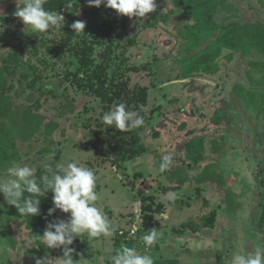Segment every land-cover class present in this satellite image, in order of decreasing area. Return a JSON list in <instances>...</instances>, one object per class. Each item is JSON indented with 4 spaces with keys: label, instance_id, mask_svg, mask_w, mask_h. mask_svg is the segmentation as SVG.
Segmentation results:
<instances>
[{
    "label": "rangeland",
    "instance_id": "374dc122",
    "mask_svg": "<svg viewBox=\"0 0 264 264\" xmlns=\"http://www.w3.org/2000/svg\"><path fill=\"white\" fill-rule=\"evenodd\" d=\"M15 1L0 0V27L5 24L2 17L11 15L13 2ZM226 1L229 2L228 5L224 6L225 3H223V11L220 10L218 12L219 15L215 17L219 23L224 22L227 24L234 16H237L240 23L248 21V24H251L250 20L256 19L264 22V9L259 8L260 1L264 2V0ZM169 3L167 2V5H165L167 9L173 6V4ZM255 5L258 9H254L252 13ZM236 6L238 7V11L234 12ZM260 6L263 5L260 4ZM65 11L67 9L61 7L57 12L63 15L66 22L68 19ZM113 17L115 18L116 16ZM143 24H137L134 17H127V27L115 28L113 34L118 36L123 35L122 38L124 39L121 40L123 41L121 43H125L127 39L130 40V35H132V39L130 40L132 43L128 41L126 47L124 44V46L117 50V54L112 52L111 68L110 65L108 68L111 71L118 70L119 74H123L122 83L126 82L129 86L131 85L133 88H136L133 83L134 80L130 78L133 77L135 80H139L142 86L145 85L148 88V101L141 110L137 109L133 111L145 120V127L141 133V142L147 149L142 154L125 161L121 160L120 157L117 158L110 150L105 149L103 151L108 141L111 140L109 130L114 133V131H119V129L114 125H106L102 117L114 105L124 103L128 89L124 88L122 84L118 88V85L112 81L113 79H106L102 87L95 86L94 88L89 87L85 82H78L77 80L85 72L81 68L79 75L75 76L73 74L81 65L77 59L78 57L74 55L75 49L74 47L72 48V43L68 40L63 41L68 29L62 25L59 28L49 29L46 35H42V39L54 37L58 43L54 42L52 45L48 41L53 47L51 52H57V57L54 60L55 68H47L42 81L34 85L33 94L29 96L22 92L25 82L22 84L19 82L18 79L21 72L17 70L12 80L15 83V89L20 90L22 93L13 96L11 107L18 108V115H22L23 110H25L24 108L28 107L26 105L28 102H35L38 98L43 102L48 98L44 91L43 83L54 85L59 93L64 94L65 104L70 111L67 114H56L58 109L52 108L48 113L46 112L43 115L47 119H56V122H58L59 127L53 131L51 138L61 135L60 138L64 139V141L56 143L37 136V139L34 140L35 135L31 140H22V138L27 137L28 133L25 131L27 127L16 123L15 127L18 133L15 134V137L19 141L16 147L19 149L21 155V163L18 165H28L40 170L42 167L48 168L45 166L57 169L60 165L66 166L70 161H75L92 169L96 173L98 177L96 191L99 197L96 206L105 214L116 231L111 237L87 238L90 242L83 248H80L81 250H78L77 256L73 255V259L77 260L76 264H92L87 258V254L95 253L98 248H101L103 252H107V255H104L102 252L98 255L99 261L111 259L112 252L115 253V250L120 248H117L116 237L119 241H124L126 236L124 232L132 226L135 219L137 218L140 224L142 215L143 220L145 210L142 198L144 195H154L153 207H160L159 212L156 214L158 220L163 223V226L157 230L161 233L158 241L162 245L159 250H150L148 253L147 250L143 252L144 250L136 249L140 254L147 253L151 255L154 264H172L170 261H165L170 257H175L174 260L177 261L179 258L182 264H202V262L205 264H232L234 254L241 253L247 255L248 253H253L257 246L264 247V221L262 224L257 223L264 208L263 203L259 206L260 192L264 188L262 186L256 187L255 183L252 190H249V185L245 182L246 187L244 183L238 182L224 185V180L230 177L231 172L223 171L221 172L223 174H221L218 167L232 169L241 177L248 176L252 179L251 173H255L260 165V160L262 161L264 157V154L258 153L260 152L261 144L260 146L256 145V143L254 145L252 136L248 137L242 134L240 139H234V144L231 142V147L227 151V154L231 158L232 153L238 152L241 147L247 146L251 154L248 153L246 160H244V153H240V160H244L242 163L239 162L238 155L234 159L231 158L230 162H227L230 159L227 158L224 161L225 164L222 163V165L218 161H214L212 166L216 163H219V165L214 166V169L206 171L199 180H197L196 176L202 168H189V166L186 168L184 164L181 166V159H172L167 169L161 171L160 165L163 162V156H171V152L173 154L179 152L180 154L182 145L175 146L172 144L174 142L173 139L179 136L174 134L176 132L179 134L181 127L178 129V126H175L171 130L167 127L166 132L159 131L162 127L159 125V123H162V121L160 122L159 114L162 109L169 115L177 113V109L180 107L187 108L190 112L187 117L192 116L191 120L193 119L188 124H192L195 131H205L209 128L208 121H210V117L202 116L201 114L214 110L222 97L228 98L225 96L227 83L230 82L227 78L230 77L231 79L235 77L233 76L235 66L240 69L246 67V65L242 64V59L247 60V67L251 68L252 74H259L264 83V25L259 26L260 29L256 28V31L261 30L258 33L260 39L257 36L255 37L259 39L258 46H250L248 48L245 43L240 42L237 45H239L241 51L235 50L237 51V56L240 55L237 58H233V55H235L233 53L224 57L228 50L223 49V55L218 61L210 62L206 69L200 68L196 71V74L192 73L189 77L187 70L181 67L178 68L173 60L175 51H173L172 47L175 49L174 45L179 44V40L170 35L172 31H175V25L169 22L165 28L160 26L158 29H155L147 28ZM21 34L24 37L29 36L26 30H23ZM164 37L167 38V44L163 45L161 44V38ZM154 40H156L155 43L157 42V44L153 43ZM0 43L4 44L2 41ZM38 43H41V41L39 40ZM41 44L44 43L42 42ZM44 45L46 46V40ZM103 46V44L98 47L95 45V52L99 53L104 48ZM244 48L250 49L246 52L250 57L244 56ZM176 61L178 62V60ZM99 62L100 59H97L96 63L98 64ZM143 64L147 66V69L142 70L138 74L134 70H130L132 65L138 66ZM213 64H218V67L216 69L213 68ZM22 69L24 70L23 67ZM68 71L72 75L67 78ZM180 71L182 72L180 73ZM242 74H246V72L244 71ZM57 76L59 77L57 78ZM74 77L75 80H73ZM259 80L254 84L253 78L252 83L255 85L253 90H250L246 86L239 87L235 85L232 91L233 93L246 95L248 99L259 101L264 106V100H262L264 98L262 80ZM174 98L176 99L175 102H173ZM108 99H111V103L108 102ZM177 99L180 101L177 102ZM53 100L56 101L57 99L54 98ZM197 101H199V104L194 105ZM179 111H181V108ZM183 112H185V109L181 111V113ZM259 121V119L255 121V126L258 125ZM1 122H3V118L0 117ZM6 122L9 121L6 120L4 123ZM240 122L244 121L240 120ZM87 123L93 124L94 127H87ZM245 123L250 125L252 123L251 118L245 116ZM245 129L243 130L245 131ZM10 130L11 128L7 131L8 134L4 133L2 135L7 140L10 138ZM63 130L64 133L66 130L69 131L64 134ZM153 132H160V136H155ZM217 132L218 129L216 131L215 127L211 131V134L213 135ZM101 133L103 134V141H100L102 137ZM123 133L119 131L116 135L119 138L118 146H122L123 137L128 138ZM120 136H122L121 139ZM226 145H223L224 149H227ZM255 146L259 148L258 152ZM198 147L193 144L187 150V155L191 157L194 154L200 153L203 146ZM49 148L52 149L49 150ZM19 157H11L9 160L3 162V165H0V180H7L9 178L6 170L8 167L13 166V163L16 164ZM187 175L188 179L183 180L182 177ZM189 179L192 181L190 182ZM212 180L216 184H219V186L231 187L220 189L215 183L206 182ZM197 182L203 187L202 192L198 191L199 186ZM228 192L237 197V204L234 203L235 206L232 211L225 212L226 204L223 198H226L228 201L229 196H231ZM226 194H228L227 197ZM2 195L0 193V209L2 208ZM215 209L216 216L213 225L204 226L203 216ZM160 210L163 213L160 214ZM69 216L70 213L60 211V219H67ZM167 218L170 219V222ZM191 219L197 226L201 225L198 231L193 227L186 228L187 232L183 235H177L173 231L174 224L172 220L175 224L179 225L181 222ZM6 227L10 228V234L13 236L14 242L6 240L1 232ZM121 231H123L124 236H119V234H122ZM0 232V264H36L37 258L44 257L51 258L52 264H57L56 258L63 255L62 247L50 249L40 244L38 238L35 240L32 237V232L26 227L21 217L6 219L4 213H0ZM195 233L200 238H197ZM160 238L162 239L160 240ZM170 245L175 246L176 256L169 250ZM165 247H167V252L164 250ZM32 250H35V252L32 253ZM40 251L42 254H39ZM91 251L93 252L91 253ZM74 252H77V249ZM218 253H221L222 257L220 262L217 260ZM35 254L37 255L35 256ZM93 258L96 261V258Z\"/></svg>",
    "mask_w": 264,
    "mask_h": 264
},
{
    "label": "trees",
    "instance_id": "16d2710c",
    "mask_svg": "<svg viewBox=\"0 0 264 264\" xmlns=\"http://www.w3.org/2000/svg\"><path fill=\"white\" fill-rule=\"evenodd\" d=\"M161 1L159 3V7L154 10L149 15L144 18H139L140 20H145V25L157 27V29L162 26L166 27L168 21L175 25L174 30L170 33L171 36L177 38L179 40V49L177 52L179 54H185L188 50L197 49L193 52V54L188 57L181 56V66L183 69L191 71L194 68L200 66L197 59L203 58L206 61L212 60L218 50L222 46H230L234 47L236 43L243 42L248 48L250 46H258L259 39L258 33L261 30L259 26H251L248 23L239 24L237 21H231L229 23L221 24L215 21L216 12L220 6V4L224 0H157ZM169 4H173V7L169 9V12L174 13V9L178 11L179 14H176L175 17L168 18L167 14L164 15L165 12L164 6ZM168 4V5H169ZM222 5V4H221ZM19 6V2H16V5L13 4L11 15H6L2 17L4 21V25L0 27V41L4 44L0 43V117L3 118V122L0 123V165H3V162L9 160L11 157H19V149L16 147V144L19 141L16 140L15 134L18 133L17 128L15 127L16 123L21 124L22 126H26L25 131L28 133L26 138H22V140H28L33 137L36 140L37 137H42L44 139L52 140L56 143H61L64 139L60 138L61 135L57 137L51 138V134L54 130L58 129L59 125L56 122V119H47L43 114L48 113L52 108L58 109L56 114H67L68 110L67 105L65 104L64 94L59 93L57 88L54 85L43 83V88L45 93L47 94V99L43 102L36 100L35 102H28L22 112V115H18V108L11 107L13 96H17L22 92L29 96L33 94L34 85L38 82L42 81L44 77V73L47 68L54 69V60L57 57V52L51 50L53 47L52 43L56 42V38L48 37V39L43 38L42 35H46V33H31L26 26L23 24L22 20L19 17L14 15V12L17 10ZM46 10L49 11H58L61 7H65L67 9V21L64 23V27L68 29L67 35L63 41H70L72 43V48L74 47V55L78 57V61H80V68L74 71V75H79L80 69L84 70V74L77 80L78 82H85L89 87L94 88L102 87V85L106 82V79H113L118 88L123 85L124 88H127V96L125 97L124 104L126 105L127 111H134L140 109L146 104L149 98V94L147 93V87L145 85L142 86L139 80H135L133 77H130L134 80V84L136 88H133L131 85L126 82H121L123 74H119L118 70L113 71V74H106L103 69L107 70L109 67V63H112V52L117 54V50L122 46H127V43H132L130 41L132 39V35H130V40L127 39L125 43H121L124 38L122 36H118L113 34L116 27L125 28L127 24V15L119 14L115 9H112L106 6L105 3H102L99 7L90 6L88 4V0H47L44 5ZM182 13V14H181ZM113 16H116L115 18ZM178 16L182 17L184 20L183 25H179L180 21L178 20ZM77 20L85 22L84 32L79 35L71 28V24ZM138 21V23L140 22ZM261 26V25H260ZM26 30L28 33V37H24L21 32ZM167 31V30H166ZM216 32H218L216 34ZM216 34V35H215ZM211 35H215V39L210 43H208L207 38ZM260 35V34H259ZM117 36V37H116ZM258 37L259 39L255 38ZM41 41L45 44L38 43ZM48 41L51 43H48ZM156 40H154V44ZM162 44H167V38H161ZM56 44H58L56 42ZM104 45L103 51L99 54L100 63L95 66L94 58L98 57L95 52L96 47L100 45ZM53 45V44H52ZM5 47V49H3ZM26 57V58H25ZM52 59V60H51ZM69 62V61H68ZM70 63V62H69ZM68 63V65H69ZM105 65L104 68L103 66ZM24 68V70L22 69ZM22 69V70H21ZM109 69V68H108ZM20 70L19 82L22 84L25 82L24 90L21 92L20 90L15 89V83L12 80L14 78L15 72ZM130 70L139 71L142 70V67L134 66L130 67ZM42 71V72H41ZM71 72L68 71L66 77L68 78ZM57 75V74H55ZM59 76H57L58 78ZM75 80V77L74 79ZM130 89H129V88ZM23 94V95H24ZM8 98V99H6ZM57 100L54 101L53 99ZM27 101H29L27 99ZM108 102L111 103V99H108ZM66 106H65V105ZM9 107V108H8ZM228 111L225 106H221L218 109H215V112L212 114V118L210 119V123H212L213 128L216 131L219 129V125L221 121L226 117ZM160 122L159 125L162 127L159 129L160 132L167 131V119L171 122H178V119H173L167 116L166 111L160 112ZM144 119V118H143ZM170 119V120H169ZM6 120L9 122L4 123ZM68 123V122H67ZM181 127V132L179 136L181 138L187 139L185 142L186 147L189 149L193 144L197 143L198 136H194L193 129L190 126L182 125V124H174ZM68 126V125H67ZM86 126H93V124L87 123ZM145 127L144 124L141 127L132 129L130 131H122L127 135L128 138H122V146H118L119 138L116 137L119 131H114V133L109 130L111 133V140L108 141V144L103 148V151L110 150L113 155L117 158L120 157L121 160L125 161L127 159L134 158L139 154H142L147 148L141 142V133ZM10 130V138L8 140L2 136L4 133L8 134V130ZM221 128V127H220ZM69 129V126H68ZM15 132H14V131ZM69 130L63 133L66 134ZM180 131V130H179ZM213 131V130H212ZM160 132H153L155 136H160ZM14 134V135H13ZM114 134V135H112ZM177 134V133H176ZM208 134L211 137V131H208ZM204 134L203 136L198 138V143L204 144ZM100 141H103V134L101 133ZM21 137V136H20ZM122 136H120L121 139ZM167 137V135H166ZM66 139V138H65ZM19 140V139H18ZM9 141V142H8ZM215 142V141H213ZM5 145V146H4ZM52 148H49V150ZM48 150V151H49ZM195 155V154H194ZM193 159L194 156L192 155ZM21 155L16 164L21 163ZM190 166H192L190 164ZM50 167V166H45ZM52 168V167H51ZM55 169V168H53ZM35 176L39 180V178L46 174V168L42 167L35 169ZM246 187V186H245ZM231 194V193H230ZM27 195V194H26ZM53 193L51 190H47L45 196L41 197L40 204V213L34 216H24L21 215L18 209L15 206L7 204L3 195L1 196L2 208L0 209V213H4L6 219L18 217L22 218V221L25 222L26 227L30 228L31 231L36 235L40 236L43 234L46 225L48 222L52 221L54 218H59L60 210L57 209L51 216L48 215V209L53 208L52 201ZM228 194H226V197ZM234 197V195H233ZM232 194L229 196L228 201L225 198V212L232 211L234 205ZM264 197V196H263ZM154 195H144L143 196V206L145 210V214L143 215V220L141 222V226L137 231L135 238H129L128 232L126 233L125 240H118L116 237V245L117 248L121 246V244L127 245L129 247H134L137 250H159L161 247V242L157 240L156 244L153 247L146 248L144 243L141 244V237L143 235H147L149 230L155 228L158 230L163 226L162 221L158 220V216L156 213L159 212L160 207H153L154 204ZM264 199V198H263ZM264 206V201H263ZM163 213L160 210V214ZM216 216V209L211 210L208 214L203 216V225L212 226ZM260 224L264 221V208L262 210L261 217L259 216ZM161 219V218H160ZM170 222V219L168 218ZM174 224L173 231L175 233L182 234L187 231L186 228L193 227L195 230L200 229L201 225L194 227L196 224L192 222L183 221L179 225L177 223ZM6 240L14 242L13 236L10 234V228L6 227L1 231ZM0 232V237H1ZM124 233L119 236H124ZM200 238V236H196ZM162 238H160L161 240ZM160 243V244H159ZM222 259L221 253L217 254V260L220 262ZM112 264V261H109Z\"/></svg>",
    "mask_w": 264,
    "mask_h": 264
},
{
    "label": "clouds",
    "instance_id": "9594fccd",
    "mask_svg": "<svg viewBox=\"0 0 264 264\" xmlns=\"http://www.w3.org/2000/svg\"><path fill=\"white\" fill-rule=\"evenodd\" d=\"M47 0H19V6L14 12L31 33H46L49 29L64 25V17L57 11L46 10ZM105 0H88L90 6L99 7ZM106 6L115 9L119 14L129 18H144L146 14L156 9L155 0H106ZM85 22L77 20L71 28L79 35L84 32ZM135 117V118H134ZM103 122L115 126L120 131H130L141 127L144 119L132 111L126 110L124 103L116 104L102 117ZM160 165L161 171L167 169L172 157L165 155ZM7 180H0V193L7 204L15 206L24 216L38 215L41 211V197L47 190L53 193V208L48 209L51 216L57 209L70 213L67 219L54 218L48 222L38 240L47 248H61L63 255L56 258L57 264H76L73 259L74 248L69 247L77 237L87 236L98 238L111 237L116 229L111 225L105 214L96 206L98 193L96 191L98 177L96 173L75 161L60 165L57 169L48 167L46 174L39 180L35 176V168L13 163L7 168ZM27 194V195H26ZM135 229L133 230V232ZM161 233L155 228L141 237L146 248L153 247ZM112 264H154L149 254H140L134 247L121 244L111 256ZM36 264H52L48 257L37 258ZM232 264H264V247L257 246L253 253L247 255L234 254Z\"/></svg>",
    "mask_w": 264,
    "mask_h": 264
},
{
    "label": "flooded vegetation",
    "instance_id": "af4514ba",
    "mask_svg": "<svg viewBox=\"0 0 264 264\" xmlns=\"http://www.w3.org/2000/svg\"><path fill=\"white\" fill-rule=\"evenodd\" d=\"M17 1L18 0H16L15 2H13V4H15ZM155 3H156V9H157L159 7L158 5H159V3H161V1L155 0ZM223 3H225L224 4V6H225V5H228L229 2L226 1V0H224L221 3L222 5L220 4V6H219V8H218V10L216 12V16L219 15L218 12L220 10L223 11V8H224ZM260 4L263 5V6H260ZM260 4H259V8H263L264 9V2L260 1ZM165 7L166 6H164V8ZM171 7H173V6H171ZM171 7H169L168 9L166 7L165 12L163 13L164 15L167 14L168 18L169 17L170 18L175 17L176 14H179L176 9H174V13L173 14L171 12H169V9ZM254 9H258L256 5L254 6V8L252 10V13H253ZM234 10H235L234 12H237L238 11V7L236 6V8ZM149 14L150 13L146 14L145 16H147ZM134 18H135V21H136L137 24L142 25V23H144L143 25H145V20H142V19L140 20L137 17H134ZM177 18L180 21V24L179 25L185 24L184 23V20L181 19L182 17L178 16ZM139 20H140V22L138 23ZM215 21H217L216 18H215ZM231 21H237L240 24V20L237 18V16H234V18H232L231 20H229V22H231ZM169 22L172 23L171 20H170V21H168L167 25L169 24ZM250 22H251V24H250L251 26H255V25H257V26H260V25L263 26L264 25V22L262 20H260V19L250 20ZM245 23H248V21H246L244 23H241V24H245ZM221 24H225V23L222 22ZM145 26L147 28H155V29H157V27L149 26L148 24L145 25ZM126 27H127V24H126ZM217 33L218 32H216V34ZM215 35L209 36L206 41H208V43L209 42L211 43L215 39ZM237 44H239V43L237 42L236 45H233L234 47L222 46L220 48V50H218V53L215 52L216 53V56L212 60H210V61H206L202 57L199 58V59H197L196 62H198L200 64V66L197 67V68H194L193 67V69L191 71H188L187 70L188 76L190 77V74H192V73L193 74H196V71H198V69H200V68L206 69L207 66H208V64L210 62H213V61L216 62V61H218V59L223 55V53H222L223 52V49L224 50H228V52L224 55V57L229 56L231 53L235 54V55H233V58L234 57L235 58L240 57V55L237 56V51H235L236 49L239 50V51H241L239 45H237ZM176 46L179 49V44L174 45L175 49L172 47L173 51H175L174 52L175 55L173 57V60L175 61V65H177L178 68H180V67L183 68V66H181V62H180L181 61L180 60L181 59V56L188 57L189 55L193 54V52L195 50H197V49L188 50L185 54L182 55V54H179L177 52V50H176L177 47ZM166 47H167V45H166ZM103 49L104 48H102L101 51H103ZM249 50H248V48L247 49L244 48V51H245L244 52L245 53L244 56H246L247 58L250 57V55L248 53H246ZM101 51L99 53H97V56L98 57H95L94 58L95 66L97 65L96 60L97 59H100L99 54L101 53ZM176 60H178V62ZM236 61H237V59H236ZM241 62H242V64L246 65V67L240 69V68H237L235 66L234 71H233V76H235V77H233L231 79H230V77L227 78L228 81L230 80V82L227 83L226 93H225V96H227L228 98L222 97L219 100V102H218V106L215 108V109H218L221 106H225L227 108V111H228V108L230 107V111L227 113L226 117L221 121V123L219 125L221 128L218 129V132L216 134L211 135L212 138L216 139L218 141V143H220V145H221L222 148H223V145L224 144H227L226 145L227 146V149H224L223 148V150H219V149H216L214 147H208L209 138H210V135L208 134V131L210 132V131L213 130V125H212V123H210V121H208V123L210 124V125L208 124V126H209L208 130L200 131L199 132V131H195L194 126L192 124H188L193 119L191 120L192 116L187 117V115L190 113L187 108L180 107L181 108V111L185 109V112H183V113H181V111H179L180 110V108H179V109H177V113H171V114L167 115L170 118L178 119V122H171L170 119H169L170 121H168V119H167V127H169L168 128L169 130H171L173 127L177 126V125H174V124H182L183 123V125L190 126L193 129L194 136L197 135L198 138L201 137V136H203L204 134H206L204 136L205 138H204V144L203 145H201L203 142L202 143H198V138L196 139L197 140V143H195V145L197 147L198 146H203V147L201 148L202 150H201L200 153H197V154L193 155L194 156L193 159L187 155L188 148L186 147V144H185V142L187 141V139L181 138L179 136L178 137H175L173 139V141H174L172 143L173 145H175V146L182 145V146H181V152H180V154H179V152H177V153L175 152V154H173L171 152V157L174 160L175 159H181V166H183L182 164H184L185 167L188 168V166L191 167L190 166V164H191L192 166H196V167L202 168V170L200 172L204 174L209 169H214V166H218L219 163L221 165H222V163L225 164L224 161L227 158H230V155L227 154V151L231 147V142H233V144H234V139H236V138L237 139H240L242 137V134L245 135V136H248V137L249 136H252V139L254 140V145H255V143H256V145H259V146L261 144L260 152H258V149L259 148H257L255 146L257 148L256 151L259 154H264V106H262L261 105L262 103L259 102V101H256L254 99H248L246 97V95L238 94V93H233V91H232V88L235 85H237L239 87L246 86L250 90H253V88L255 87V85H253L252 80L254 78V84H256L259 79L262 80V82H261L262 83V91L264 92L263 79L259 76V74H252L253 71L251 70V68L250 67H247V60H243L242 59ZM178 64H179V66H178ZM103 67L104 68H107V67H105V65ZM138 67H142V70H146L147 69V66L145 64L138 65ZM217 67H218V64H213V68L216 69ZM110 68H111V65H110ZM142 70L135 71V72H136V74H138V73L142 72ZM244 71L246 72V74H242ZM104 72L106 74H113V71L109 70L108 68H107V70L104 69ZM181 72L182 71H180V73ZM259 73H260V71H259ZM186 75H184V76H186ZM193 77H195V76H193ZM177 100H178L177 102L180 101L179 99H177ZM199 100H203V99H199ZM262 100H264V98H262ZM175 101H176V99L174 98L173 99V102H175ZM198 104H199V101H197L194 105H198ZM263 105H264V103H263ZM215 109L214 110H210L208 113H202L201 115L202 116H206V117H210V119H211L212 118V114L215 112ZM162 111H164V110L162 109L161 112ZM191 114H193V113H191ZM241 114H242V116H241ZM245 116L247 118H251L252 123L250 125H248L247 123H245ZM193 118H194V116H193ZM181 119H185V120H181ZM257 119H259L260 121L258 122V125L255 126L254 123H255V121ZM240 120H243L244 122H240ZM245 127H246V129H245ZM243 129H245V131ZM176 133L174 135H179V134H176ZM245 133H247V134H245ZM204 147H205V149H204ZM202 151H203V153H202ZM240 153H244V160H246V157H247L248 153L251 154V152L249 151V147L245 146V147H241V149H239L238 152L235 151L234 153H232L231 154V158L234 159V157L236 155H238V160H239L240 163H242L244 160H240ZM231 158L228 159L227 162H230L232 160ZM214 161H218L219 163H216L214 166H212V163ZM218 169L220 171L219 173H221L223 171L224 172H229V171L231 172L230 177L229 178H226L224 180V185H230L233 182H238V183H244L245 182V183H248V185H249L248 186V189L249 190H252L253 185H255V183H256V187L262 186L264 188V157L262 158V161L260 160V165H259L258 169L255 171V173H253V172L251 173L252 179H250L248 176L241 177L239 174H237L232 169H228V168L223 169L221 166L218 167ZM221 174H223V173H221ZM213 181L214 180H212V181H206V182L213 183ZM245 183H244V185H245ZM216 185H218V187L220 189H225V188L228 189V188L231 187V186H227L228 187L227 188L226 186L225 187L219 186V184H216ZM228 193H231V192H228ZM260 193H261V195H260V202L259 203L262 204L263 203V200H264L263 199L264 198L263 197L264 196V190L262 192H260ZM223 201H224V198H223ZM219 205H221V204H219ZM121 233H123V231H121Z\"/></svg>",
    "mask_w": 264,
    "mask_h": 264
},
{
    "label": "water",
    "instance_id": "95a60500",
    "mask_svg": "<svg viewBox=\"0 0 264 264\" xmlns=\"http://www.w3.org/2000/svg\"><path fill=\"white\" fill-rule=\"evenodd\" d=\"M230 111V107L228 108V112ZM213 141H215V142H213ZM208 147H214V148H216V149H219V150H223V148L221 147V145H220V143H218V141L216 140V139H214V138H212V137H210L209 138V144H208ZM204 149H205V147H204ZM193 167H196V166H191V167H189V168H193ZM202 175H203V173H198V175L196 176V178H197V180H199V179H201V177H202ZM191 178V177H190ZM182 179L184 180V179H188V175L187 176H185V177H182ZM182 180V181H183ZM181 181V182H182ZM189 181L191 182L192 180L191 179H189ZM180 182V183H181ZM198 183V182H197ZM213 183H215L216 184V182L215 181H213ZM198 191H200V192H202L203 190H202V186H201V184L200 183H198ZM204 190H205V188H204ZM176 212V211H175ZM165 213V212H164ZM175 216H177V215H175ZM168 219V218H167ZM188 222H192V219L191 220H187ZM193 223V222H192ZM197 225H195L194 227H196ZM28 228V227H27ZM30 231H31V229L30 228H28ZM196 231H198V229H196ZM32 232V231H31ZM187 231H185V232H183L182 234H180V233H176L177 235H183V234H185ZM195 236H197V234L195 233ZM32 237L35 239V240H37V238H39V236H36L33 232H32ZM84 238V239H83ZM87 236L85 235V236H83V237H77V238H75L74 239V241H73V244L72 245H70L69 247H74V249L76 250L77 249V252H74L72 255H74V256H77L78 255V250H81L80 248H83L85 245H87V243L88 242H90V241H88L87 240ZM83 239V240H82ZM162 245V244H161ZM171 247H173L172 245H170L169 246V250H170V248ZM161 248V247H160ZM33 252H35V250H32V253ZM39 254H42L41 253V251L39 252ZM37 254H35V256H36Z\"/></svg>",
    "mask_w": 264,
    "mask_h": 264
},
{
    "label": "crops",
    "instance_id": "0c3cea01",
    "mask_svg": "<svg viewBox=\"0 0 264 264\" xmlns=\"http://www.w3.org/2000/svg\"><path fill=\"white\" fill-rule=\"evenodd\" d=\"M232 197H233V194H232ZM236 199H237V197H233V201H234V203L235 204H237L236 203ZM234 204V205H235ZM260 204V203H259ZM260 206V205H259ZM228 212V211H227ZM175 216V215H174ZM257 223H260V220L257 222ZM165 246H167V245H165ZM111 247V246H110ZM110 249V248H109ZM164 250H165V252H167V247H165L164 248ZM170 251L172 252V254L174 253V255H175V253H176V251H175V246L174 247H171L170 248ZM93 251H91V253H92ZM103 253L104 255H107V252H103L102 250H101V248H98L97 249V251L95 252V253H93V254H87V258L90 260V262H92V264H111L109 261H111V259L109 260V258L108 259H106V260H104V259H102V260H100L99 261V257H98V255L100 254V253ZM143 252H146V251H143ZM149 251H147V253H148ZM81 253V252H80ZM146 253V254H147ZM164 253V252H163ZM115 253L114 252H112V255L111 256H113ZM142 254H145V253H142ZM167 254V253H166ZM154 255V254H153ZM167 256V255H166ZM176 256V255H175ZM93 257H95L96 258V261L94 260V258ZM178 258V257H177ZM93 259V260H92ZM175 259V257H170V258H168V259H166L165 261H170V263H172V264H182L180 261H179V258H178V261L177 260H174ZM98 260V261H97ZM202 264H205L204 262H202ZM210 264H216V263H210Z\"/></svg>",
    "mask_w": 264,
    "mask_h": 264
},
{
    "label": "built area",
    "instance_id": "2783aa9c",
    "mask_svg": "<svg viewBox=\"0 0 264 264\" xmlns=\"http://www.w3.org/2000/svg\"><path fill=\"white\" fill-rule=\"evenodd\" d=\"M140 220H141V222H142V215H141ZM138 221H139V220H138ZM138 221H137V218H136L135 221H134V223L132 224V226L128 228V230H127L128 233H127V234H128V237H129V238H135V237H136L137 231H138V229H139L140 226H141V223L139 224ZM134 229H135V231L133 232ZM143 236H144V235H143ZM140 242H141V244H143L142 239H141Z\"/></svg>",
    "mask_w": 264,
    "mask_h": 264
}]
</instances>
